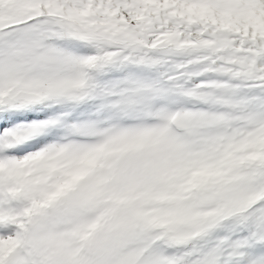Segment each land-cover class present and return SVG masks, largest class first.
Returning a JSON list of instances; mask_svg holds the SVG:
<instances>
[{
  "label": "snow or ice",
  "instance_id": "snow-or-ice-1",
  "mask_svg": "<svg viewBox=\"0 0 264 264\" xmlns=\"http://www.w3.org/2000/svg\"><path fill=\"white\" fill-rule=\"evenodd\" d=\"M0 264H264V0H0Z\"/></svg>",
  "mask_w": 264,
  "mask_h": 264
}]
</instances>
